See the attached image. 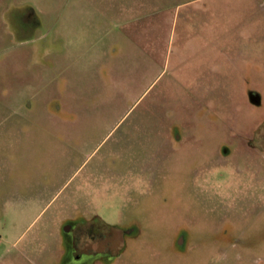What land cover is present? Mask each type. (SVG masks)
I'll return each instance as SVG.
<instances>
[{"label":"rangeland","instance_id":"1","mask_svg":"<svg viewBox=\"0 0 264 264\" xmlns=\"http://www.w3.org/2000/svg\"><path fill=\"white\" fill-rule=\"evenodd\" d=\"M0 264H264V0H0Z\"/></svg>","mask_w":264,"mask_h":264},{"label":"flooded vegetation","instance_id":"2","mask_svg":"<svg viewBox=\"0 0 264 264\" xmlns=\"http://www.w3.org/2000/svg\"><path fill=\"white\" fill-rule=\"evenodd\" d=\"M82 229L84 230H92V227L88 223H84L81 225ZM88 235L85 234L83 237H78L79 239V250H87L89 252H97L99 254H105L109 252V250L112 247V244H117L119 245L121 243L120 240H116V243H113V235L111 234H106V235H101L97 237H87ZM115 236V235H114ZM116 238V237H114ZM180 244H183V241L179 242Z\"/></svg>","mask_w":264,"mask_h":264}]
</instances>
